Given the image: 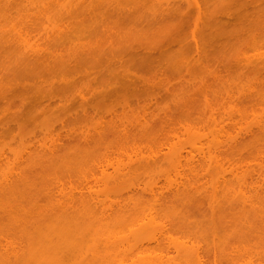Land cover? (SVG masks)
Here are the masks:
<instances>
[{
    "label": "rangeland",
    "instance_id": "rangeland-1",
    "mask_svg": "<svg viewBox=\"0 0 264 264\" xmlns=\"http://www.w3.org/2000/svg\"><path fill=\"white\" fill-rule=\"evenodd\" d=\"M260 55L264 0H0V264H38L34 252L47 249L52 227L87 206L68 197L101 193L106 177L96 171L86 182L79 174L96 161H106L108 177L139 156L157 155L154 166L167 170L161 155L170 130L180 146L187 130L214 132L245 149L264 143V130L256 127L264 122ZM246 162L264 165V146L259 157L245 152ZM158 175L132 169L107 192L119 202L144 184L163 185ZM201 175L199 190L210 189ZM226 179L223 191H237L236 180ZM196 197L174 208L191 216V224L214 225L207 234L182 235L202 264H257L264 234L256 218L224 222L255 225L260 238L245 226L215 237L218 222ZM134 246L118 259L138 251ZM167 251L149 249L151 255ZM64 255L67 263L76 257ZM89 260L82 264H105Z\"/></svg>",
    "mask_w": 264,
    "mask_h": 264
},
{
    "label": "bare ground",
    "instance_id": "bare-ground-1",
    "mask_svg": "<svg viewBox=\"0 0 264 264\" xmlns=\"http://www.w3.org/2000/svg\"><path fill=\"white\" fill-rule=\"evenodd\" d=\"M256 58L255 60L264 66V55L256 56ZM199 115L200 119H207L206 116L202 117L201 112ZM211 119L213 120V118ZM209 121L205 120L204 122ZM256 127L264 130V122H257ZM171 131L165 132L162 143L165 152L162 153L161 160L165 162L167 170L156 169L157 167L154 165L160 159L157 155L136 157L130 165L117 168L114 174L109 177L105 172V167L108 165L106 161H96L92 168L81 170L79 174L86 182L96 171H99L103 178L106 177V180H103L101 193L93 192L89 195L78 193L76 197L74 195L68 197L70 200H78L81 204L87 203V206H84L83 213L76 218L61 220L52 227L51 234L46 236L47 245L45 248L47 249H44L45 245H41L40 249L34 252V255L39 254V259L41 258L37 263L82 264L88 258L89 262H94L93 258H97L105 264H181V260L189 264H202L195 246L184 240L182 235H189L193 231L192 234H207L206 231L211 227L214 228V225H209L208 229L203 227L202 222L197 223L198 226H196V222H192V225L187 221L191 216L189 217L188 214L186 216L183 211L174 208V203H184L185 201L190 203V200L196 196L194 200L203 199L207 204L209 218H214L218 222L217 224L214 223V220L212 222L209 221L210 219L208 220L210 224H217L215 230L218 231L211 232V235L217 237L215 234L219 230L223 231L219 232L221 233L218 235L219 237L223 235L222 233L235 232V230H228L234 227V223L230 227L224 222V219L236 215L238 219L241 217L239 220H244L248 219V214L252 216L249 217L250 220L256 218L254 220L257 223L255 224L253 220L249 222L250 225L254 223L260 231L253 230L255 225L247 227L245 223L238 224L239 221L234 227L237 229L236 231H240L238 230L239 226H245L250 230L244 231L249 232V235L253 233L252 237L255 232L264 234V205L262 204L264 202V165L249 162L243 164L244 153H255L259 157L264 143L257 142L245 149L240 141L224 142L214 136V132L199 133L187 130L184 134L188 141L184 146H180L177 141L173 140L175 134H170ZM166 133L172 135V138H168ZM225 164L226 167H224ZM137 168L150 169L157 175L160 174L163 176V185L159 182L152 185L147 183L140 188V191L137 190L122 201L111 200L107 192L108 185L122 183L127 176H130L131 170ZM201 172L202 177L208 176L211 180L210 189L201 191L196 185L195 179ZM227 174L232 176L237 184V191L231 190V194L223 191L228 183ZM195 202L191 203L195 206L199 202L204 203L199 201L195 204ZM88 203L92 204V207L88 206ZM199 206L203 207L197 205L196 208ZM248 221L249 219L244 222L248 223ZM201 224V228L206 229L205 232L201 228L199 232L200 229L197 227H200ZM222 224L224 227H220ZM174 232L180 233L181 236L174 238ZM259 238L255 241L257 244L262 243L264 237H261L262 240ZM131 242L138 251L132 253L125 261L119 260V254L123 253ZM164 244L166 246H163ZM166 247L169 251L165 255L149 253V249ZM68 252L76 255L75 260L71 263L64 260L66 256L64 254ZM169 252L175 253L177 259L174 260L173 255H168ZM256 255H259L257 264H264V248ZM244 264H253V261L250 260Z\"/></svg>",
    "mask_w": 264,
    "mask_h": 264
}]
</instances>
